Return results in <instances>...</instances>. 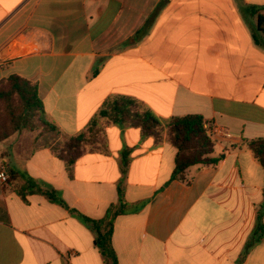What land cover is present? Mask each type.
Segmentation results:
<instances>
[{
	"label": "crops",
	"instance_id": "obj_1",
	"mask_svg": "<svg viewBox=\"0 0 264 264\" xmlns=\"http://www.w3.org/2000/svg\"><path fill=\"white\" fill-rule=\"evenodd\" d=\"M263 14L264 0H0V80L36 82L56 127L0 143V264H108L69 209L104 218L120 183L129 208L113 221L118 264H264V230L249 245L264 227V169L248 148L264 137ZM121 96L232 137L214 141L215 164L173 179L175 147L109 125L107 151L85 153L69 175L55 144ZM13 173L51 186L68 209L36 194L24 202Z\"/></svg>",
	"mask_w": 264,
	"mask_h": 264
},
{
	"label": "trees",
	"instance_id": "obj_2",
	"mask_svg": "<svg viewBox=\"0 0 264 264\" xmlns=\"http://www.w3.org/2000/svg\"><path fill=\"white\" fill-rule=\"evenodd\" d=\"M256 25L264 37V14L258 15ZM205 123L207 122L203 117L196 114L173 116L161 121L142 102L126 96L116 97L108 100L83 130L73 136L64 137L58 147L53 149V154L65 164L68 174L71 175L74 163L85 153L107 151L106 126L139 128L142 139L152 138L156 146L167 141L175 147V168L172 178H182L184 171L191 166L212 165L217 162V159L211 157L214 142L203 127ZM24 130L47 133L56 131V127L45 115L37 83L18 75H10L0 80V143ZM248 148L264 169V137L249 141ZM129 153L128 148H124L120 153L122 172H126L128 168ZM16 175L24 181L17 190L18 196L24 202L27 195L36 194L48 202L68 209L61 194L51 186L24 174ZM117 196V203L107 209L102 219H92L69 209L73 216L92 230L94 245L108 264H118L111 243L114 218L124 214L129 208L124 199V187L121 183L117 186ZM263 230L264 227L258 224L253 233V241L249 245L258 242Z\"/></svg>",
	"mask_w": 264,
	"mask_h": 264
},
{
	"label": "built area",
	"instance_id": "obj_3",
	"mask_svg": "<svg viewBox=\"0 0 264 264\" xmlns=\"http://www.w3.org/2000/svg\"><path fill=\"white\" fill-rule=\"evenodd\" d=\"M203 127L213 142L217 139L218 136L223 137V138H231L232 137L230 132H228L226 129H224L222 127L212 125V124H208V123H205ZM1 168H2V170L0 172V181L6 182L7 176L5 175V172H4V166H2Z\"/></svg>",
	"mask_w": 264,
	"mask_h": 264
},
{
	"label": "rangeland",
	"instance_id": "obj_4",
	"mask_svg": "<svg viewBox=\"0 0 264 264\" xmlns=\"http://www.w3.org/2000/svg\"><path fill=\"white\" fill-rule=\"evenodd\" d=\"M25 132H27V133H31V134H37V135H40V136H44L45 134H49L50 132H47V133H40L38 130H36V131H34V132H28V131H22V132H19L18 134H15L13 137H11L10 139H8L7 141H4V142H8V141H13V139H14V137L16 136H20L21 134H23V133H25ZM51 135V134H50ZM52 136V135H51ZM64 138H59V140H58V142L55 144V146H54V148H56V147H58V144L63 140ZM4 142H2V143H4Z\"/></svg>",
	"mask_w": 264,
	"mask_h": 264
}]
</instances>
